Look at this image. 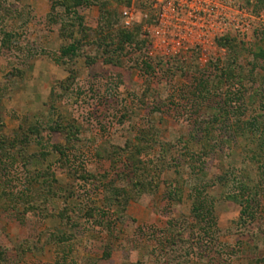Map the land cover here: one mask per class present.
<instances>
[{
  "label": "rangeland",
  "instance_id": "1",
  "mask_svg": "<svg viewBox=\"0 0 264 264\" xmlns=\"http://www.w3.org/2000/svg\"><path fill=\"white\" fill-rule=\"evenodd\" d=\"M57 1L0 0V134L30 139L0 162V264H88L107 246L118 264H264V0H182L163 23L160 0ZM70 122L62 155L51 127ZM137 146L145 164L126 165ZM43 167L56 182L28 191Z\"/></svg>",
  "mask_w": 264,
  "mask_h": 264
},
{
  "label": "trees",
  "instance_id": "2",
  "mask_svg": "<svg viewBox=\"0 0 264 264\" xmlns=\"http://www.w3.org/2000/svg\"><path fill=\"white\" fill-rule=\"evenodd\" d=\"M96 2H100V1L99 0H58L56 4H59L60 6H62L67 12H75V13H77L76 10H77L78 7L83 6V5H86V6L92 5V4L96 3ZM77 16H78V18H80V21H81L82 17L80 15H77ZM81 26H82V23H80V27ZM123 36L132 37V36H134V33H133V31H130V32L127 31V32L124 33ZM78 49H79V42L74 41L71 44H69V45H67L66 47L63 48L60 57L68 56V55L69 56L76 55V53L78 52ZM240 92H242V91L240 90ZM240 100L241 101L243 100L242 95L240 97ZM223 103H224V101H223ZM232 103L234 104L233 106H236V109H238V107H241V106L244 105L243 104L244 101L239 103V105H236V102H232ZM223 116L224 115H221L220 117L222 118ZM0 126H1L0 127V133H1L3 125L0 124ZM73 129H75V131L77 130L76 129V125H74V123H72V122H70V124L56 125L55 127H51V130L53 132H55V133L58 132V133L63 134L64 136H66V140L68 142L67 144L62 145L60 143V144H55L54 145L55 149L59 153H61L62 155H65L67 153V150L70 147L73 146V145L72 146L70 145L71 139L74 136L73 133H72V132H74ZM34 131H36V133H39V136L41 137V131H40L38 126L34 125L33 128L31 127L30 132L34 133ZM19 135L20 134L18 133V136ZM18 136H15V138H12V139H8L7 137H5V136L0 134V162H1L2 165L4 164L6 159H8V158H16V155H15V153H13L12 148H14V149L15 148H19V150H20L19 154H25L28 151L27 149H25L26 147L29 146V143H30V139L28 138L27 134H25V136L21 137L20 140H19ZM41 145H43V142L41 143ZM136 148H139V149H137L136 152H135L137 156L136 157L133 156L135 160L133 159V157H130L128 160L126 158H123V160H124L126 165H131L132 166V162L134 163L135 161H137V163L145 164V161L141 158V154L143 152V148L140 147V146H137ZM46 153L48 154V152L45 151L44 148H41V152L38 151V152L29 153V156H24V158H26L25 162H26L27 165H29V164H31L29 162L32 161L36 165L40 166L47 159ZM43 168H44V170L40 171L39 173L36 172L37 170H34V173H33V176L31 178V182H30L31 186L28 188V191L32 192V189L37 188V185H36L37 182H40L42 179L45 180V178L46 177L48 178L49 174L52 173L51 170H45V167H43ZM29 170H30V168H29ZM135 171H137V169H135ZM54 176H55V173H52L51 179L43 181L42 185L46 186V184H50V186H51L52 180H54V183L56 182L55 180H57ZM135 180H136L135 181L136 187H139L141 190L146 188L147 183H145V181L142 180V178L139 177V178H137ZM49 191L50 190H48L47 193H49ZM114 191L116 193V197L121 196L120 190L117 189V187H114ZM124 193H126V195H127V192L124 191ZM0 196H1V193H0ZM11 196H12V200L15 202V199L13 198V195H11ZM127 196H129V195H127ZM202 207L203 206H202L201 202H200V204L196 203L194 205V209L197 212H199L202 209ZM206 211L209 212V213L213 212L211 208H208V209L206 208ZM2 255H3V253L0 252V257H2Z\"/></svg>",
  "mask_w": 264,
  "mask_h": 264
},
{
  "label": "built area",
  "instance_id": "3",
  "mask_svg": "<svg viewBox=\"0 0 264 264\" xmlns=\"http://www.w3.org/2000/svg\"><path fill=\"white\" fill-rule=\"evenodd\" d=\"M178 1H179V3H175V1H173V0H160L161 7H160V10L158 13V18L160 19V21L162 23L166 22L168 20L175 21V20L180 19V13L178 12V9L179 8L182 9L185 6V3H183L182 0H178ZM170 9H172L173 12ZM204 13H205V11H204ZM122 14H123L124 22L126 25L132 24L136 18V14L130 9L123 10ZM187 14H188V16H190V18H198L197 15H199V14H197L196 9L194 8L193 5H190V9H189ZM209 14H210V12H209ZM208 16L209 15H206V13H205L203 16L201 15L200 17L201 18H204V17L207 18Z\"/></svg>",
  "mask_w": 264,
  "mask_h": 264
},
{
  "label": "crops",
  "instance_id": "4",
  "mask_svg": "<svg viewBox=\"0 0 264 264\" xmlns=\"http://www.w3.org/2000/svg\"><path fill=\"white\" fill-rule=\"evenodd\" d=\"M34 170H37V169H34ZM36 172L39 173L38 170ZM87 214L89 215L90 218H93V219L96 218V217H94V215H95L94 214V211H92V212L90 211ZM88 255L89 256L86 257L87 258L86 260H88V264H118L117 263V258H118L117 256L118 255H115L114 254V252L112 251V249L110 248V246H107L106 247V250H104L102 256L101 255H98L100 257H98V256H96L94 254L93 255L88 254ZM81 260H82V258H81Z\"/></svg>",
  "mask_w": 264,
  "mask_h": 264
}]
</instances>
